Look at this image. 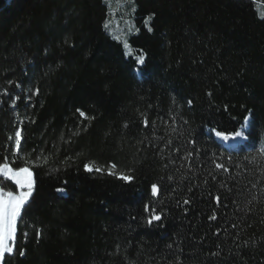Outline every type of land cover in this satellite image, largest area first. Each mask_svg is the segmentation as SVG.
<instances>
[{"label": "trees", "instance_id": "trees-1", "mask_svg": "<svg viewBox=\"0 0 264 264\" xmlns=\"http://www.w3.org/2000/svg\"><path fill=\"white\" fill-rule=\"evenodd\" d=\"M259 9L264 0H0V164L30 167L35 182L3 264H264ZM125 15L127 51L108 33ZM246 118L244 144L217 142ZM0 190L17 188L0 175ZM153 209L162 219L149 225Z\"/></svg>", "mask_w": 264, "mask_h": 264}, {"label": "snow or ice", "instance_id": "snow-or-ice-1", "mask_svg": "<svg viewBox=\"0 0 264 264\" xmlns=\"http://www.w3.org/2000/svg\"><path fill=\"white\" fill-rule=\"evenodd\" d=\"M151 19V17H149ZM105 29H108L109 25L106 22L104 25ZM149 31L152 29L149 28ZM137 63L143 64L144 63V57L140 56L137 59ZM19 87V85H17ZM38 89L36 90L35 94H38ZM4 95H7V90L5 89ZM209 96H211V93H208ZM16 99H19L17 97ZM189 106L192 105V101H188ZM14 106V105H13ZM77 111H80L79 109ZM81 116H84L83 112H80ZM144 125L145 127L148 126V121L145 118L144 120ZM216 135L220 137L221 139L227 141L230 138H235L240 136L239 132L233 133L231 135H226L222 132H217ZM12 137H9V140H11ZM20 142H21V132L17 130L15 132V145H16V150L17 152L19 151L20 147ZM169 144L171 141L168 142ZM192 143H195V141H192ZM178 151V149H177ZM192 153H188V156L190 157ZM37 159H40V157H37ZM44 164L48 163L47 157L43 158ZM114 168L115 165H112ZM84 168L86 171H96L100 172L102 171L100 168H93L89 164H85ZM216 168L218 169H224V166L222 164H216ZM227 171V169H224ZM109 175H115V173L109 171ZM0 175H2L5 178H10L11 180L14 181L15 185L17 186V191L12 192V191H3L0 190V264H3V261L5 260L6 254H13L14 252V247L12 246L10 241H14L15 234L17 231V220L20 218L21 215V210L24 208V206L29 202L30 198L33 196L34 189H35V182L33 180V172L31 171L30 167L24 166L20 168H12L10 164L7 162V158H5V163L0 164ZM119 179L125 180V181H130L131 177L125 176L123 174H120ZM171 179V177H169ZM206 183V181H205ZM152 195L155 197L159 193V188L158 185L153 184L152 185ZM58 192H63V188H58ZM191 191V189H189ZM220 196L217 195L214 197V200L217 204L220 203ZM185 205H188L191 203L190 200L185 199L183 201ZM145 210H148V206H145ZM153 215L148 218V224L151 225L154 221H159L162 219L161 215L156 214L155 210L153 209ZM210 220H216L217 217L215 213H213L210 217ZM233 227H236V225H233ZM27 233H25V236ZM41 233L37 231V237H39ZM217 235H219V232H217ZM21 256H23L25 253L23 250L19 252ZM213 255H216V253H213Z\"/></svg>", "mask_w": 264, "mask_h": 264}, {"label": "rangeland", "instance_id": "rangeland-1", "mask_svg": "<svg viewBox=\"0 0 264 264\" xmlns=\"http://www.w3.org/2000/svg\"><path fill=\"white\" fill-rule=\"evenodd\" d=\"M259 15L262 19H264V9H259ZM125 19L121 24V30H119L116 34L112 33L110 29H108V33L118 42H120L123 46V48L127 51L128 50V45L126 43V40L128 38V36L131 33V28H130V24H129V20L127 18V16L125 15ZM15 149H16V145H15ZM10 179V178H9ZM13 181V180H12ZM14 183V181H13ZM15 184V183H14ZM16 186V185H15ZM17 188V186H16ZM18 190V189H17ZM13 242L14 241H10L9 243L12 244L13 246Z\"/></svg>", "mask_w": 264, "mask_h": 264}, {"label": "bare ground", "instance_id": "bare-ground-1", "mask_svg": "<svg viewBox=\"0 0 264 264\" xmlns=\"http://www.w3.org/2000/svg\"><path fill=\"white\" fill-rule=\"evenodd\" d=\"M216 138L221 142V144L229 143V145H231V147H236L240 144V138L239 137L232 138L233 140H236L235 142H227L221 138H218V137H216Z\"/></svg>", "mask_w": 264, "mask_h": 264}, {"label": "water", "instance_id": "water-1", "mask_svg": "<svg viewBox=\"0 0 264 264\" xmlns=\"http://www.w3.org/2000/svg\"><path fill=\"white\" fill-rule=\"evenodd\" d=\"M245 122L247 123L248 122V118L245 119ZM215 137H218L216 134H214ZM220 138V137H218ZM236 140H233L232 138H230L229 140H227V142H235ZM217 142H220L218 139H217ZM224 148H227V147H231V145H229V143H226V144H222Z\"/></svg>", "mask_w": 264, "mask_h": 264}]
</instances>
